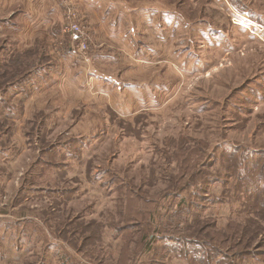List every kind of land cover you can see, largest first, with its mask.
<instances>
[{
    "label": "rangeland",
    "instance_id": "1",
    "mask_svg": "<svg viewBox=\"0 0 264 264\" xmlns=\"http://www.w3.org/2000/svg\"><path fill=\"white\" fill-rule=\"evenodd\" d=\"M239 1L0 0V65L16 53L48 76L0 77V264H197L168 239L264 244L261 161L241 179L223 153L264 148V0ZM99 19L113 32L92 56ZM40 158L59 165L29 174Z\"/></svg>",
    "mask_w": 264,
    "mask_h": 264
},
{
    "label": "trees",
    "instance_id": "2",
    "mask_svg": "<svg viewBox=\"0 0 264 264\" xmlns=\"http://www.w3.org/2000/svg\"><path fill=\"white\" fill-rule=\"evenodd\" d=\"M231 1H232L233 5H235L240 10V12L241 11L243 12L246 10V8L242 5L243 3L241 1H239V0H231ZM7 20L3 19L4 23L7 24ZM259 22L262 23L261 25L264 27V23H263L264 21L262 22V20L260 19ZM87 43H88V47H89L90 46L89 43H91V41L89 39H87ZM69 48H71V46ZM28 61H29V59L27 57L13 53V55L6 62V64L0 65V70L2 71L0 73V77L4 79L3 84H6V87L4 90L8 91L9 89H11L12 86H15L16 84L18 85V87H23V89L25 87L23 85H26V84L29 85L30 87L36 86L38 83V79L40 77L44 76L43 79H46L48 77L47 74H45L46 69L44 68V66H40V65L37 66V64H31V62L27 65ZM24 65H26V66H24ZM53 66L54 65H52V67ZM23 67H27V69L25 70ZM28 70H30V71H28ZM22 73L25 75L23 77L18 78V80L15 82L14 78L21 76ZM238 88H236V90ZM244 88H242V89H244ZM23 89L20 88L21 91ZM261 125L264 126V123H261ZM261 125L259 126V128L261 127ZM222 146L223 147H221V144L218 145L217 149L225 148L224 143L222 144ZM217 149H216V151H217ZM228 149L229 148H225L223 150V153H225L226 155H227V153H229L230 155L233 156V158H230L233 161L232 167H234L233 169L230 168V169H232L231 176L237 175L241 179L245 178L248 166L251 165V163L255 164V162H256L255 158L257 157L258 160L260 159V161H261V162H258V164H260V166H261L260 172H262V173H260V176H261V178L264 179V148L253 150L250 148H246L244 146L236 145L233 148H231V150H228ZM44 150L45 149H43V151ZM196 153L197 152H193V151L190 152L188 154V159L186 160V162L187 161L191 162L192 156H194L193 154H196ZM203 153L205 156L206 152H203ZM234 154H237V155H234ZM214 155H212V156H214ZM209 158H213V157L208 156L205 159V161L202 164L204 167L208 166ZM222 158H223V161H225V162L229 161V159L225 158L224 156H222ZM40 159H38L34 163V165H32V168L28 170L29 174L35 173L36 169L39 166H43L44 169L49 170L52 168H57L59 165V163H57L56 161H53V160H48V161H45L43 163L42 159L41 160ZM33 170H35V171L33 172ZM42 173H43V171H42ZM41 177H42V174H41ZM173 182L174 181L172 179V183ZM216 182H220V177H216L215 179L211 180L209 183L212 185L213 183H216ZM25 189H26V187L23 188V190H25ZM256 198H255V201L257 200ZM263 205H264V202H263L262 206L259 209H257L258 210L257 212H261L262 217L258 216L257 219H254L258 222L264 221ZM131 224H133V222L130 223V225ZM249 225L250 224H247L243 231H246V229ZM250 226H252V225H250ZM126 229L129 230L130 228L125 227L124 231ZM91 236H93V235H89L88 238L89 237L91 238ZM163 236H164L163 238H169V237H167V235H163ZM93 237L95 238L96 235ZM206 237L210 239V235H208ZM170 238L171 239H168L169 241H172L175 244H177L176 249L181 248L177 252L178 255L181 256V258H182V256H185V257H183V259L187 260V262H190L189 260H191V258H193L194 260H196L194 262L197 264L198 263L200 264V262L204 263V264H212V263L213 264H243L250 258H261L262 256H264V250L261 249L264 246V244H262L261 240L259 239L258 241H256V243L253 244L252 239H248V240L246 239L245 233L234 235V236H232V239H230L229 237H226L225 239H222V238L220 239L222 242V245L225 244L224 243L225 241L228 242L229 246H226V247H229L232 250V252L229 255H227V253H225L223 250H219V249H217V247H215L211 244H208L205 241L197 240V239L190 238V237H185L184 239H181L182 237H178L177 239H172V237H170ZM179 245L180 246L182 245V246L180 247ZM149 264H160V263L159 262L155 263V261H152Z\"/></svg>",
    "mask_w": 264,
    "mask_h": 264
},
{
    "label": "crops",
    "instance_id": "3",
    "mask_svg": "<svg viewBox=\"0 0 264 264\" xmlns=\"http://www.w3.org/2000/svg\"><path fill=\"white\" fill-rule=\"evenodd\" d=\"M42 1H45V0H42ZM13 14L14 12L12 11V12H10V14ZM95 14L97 15V12H95ZM96 18H98V17H96ZM107 22H109L107 19H105L104 21L103 20H98L97 21V23L96 24H99L98 26V28L99 29H101V30H103V32L102 33H100L97 37H95V35H96V33H95V35H94V37H95V40H97V42H96V44L94 43V45H95V49H94V51H93V54H92V56L94 55V52L96 51V50H98V47H101V46H103V45H105V39H106V37H110L109 35L110 34H112V32H113V29H112V31H110V27L108 28V23ZM94 31H95V29H94ZM104 31L106 32V33H104ZM109 33V34H108ZM105 34V35H104ZM108 46H109V44H108ZM72 51V50H71ZM91 55V54H90ZM60 57L61 58H63V60H67V55H60ZM107 57H110V55H107ZM112 58V57H111ZM138 59H139V57H137ZM64 63V62H63ZM91 67V66H90ZM89 69H90V71H89ZM83 72L85 71V74H86V76H85V82H87V79H86V77H89L88 75H87V73H88V71H89V75H90V78H93V79H95L96 80V83H94L95 85L97 84V85H100V87L103 85V83L105 84V83H109V82H107V81H109V78H108V76L104 73V72H96V70L97 69H92L91 70V68H88L87 70L86 69H81ZM65 73H67V74H69V72H65ZM114 80H115V82L117 83V84H115L116 86H117V88H119L120 89V92L122 93V92H126V90L128 89V88H130V87H136V86H131V84L129 83V82H127L126 80H124V79H121V78H119L118 76H115L114 77ZM48 81V79L46 80V82ZM95 82V81H94ZM121 85V86H120ZM102 88V87H101ZM116 91H117V89H116V87H113ZM103 89V88H102ZM98 93V92H97ZM103 96H108V92L106 91V90H104L103 89V91H102V93H101ZM116 111V110H115ZM117 112V111H116ZM118 113V112H117Z\"/></svg>",
    "mask_w": 264,
    "mask_h": 264
},
{
    "label": "built area",
    "instance_id": "4",
    "mask_svg": "<svg viewBox=\"0 0 264 264\" xmlns=\"http://www.w3.org/2000/svg\"><path fill=\"white\" fill-rule=\"evenodd\" d=\"M226 2H228L229 0H225ZM250 26H252V25H250ZM258 27V29H261L260 31H263L264 30V27L262 26V25H257ZM78 31V30H77ZM84 45H85V47L87 48V44L84 42Z\"/></svg>",
    "mask_w": 264,
    "mask_h": 264
}]
</instances>
